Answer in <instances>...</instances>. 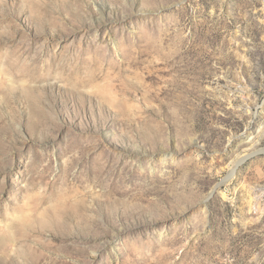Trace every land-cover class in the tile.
Wrapping results in <instances>:
<instances>
[{
  "label": "rangeland",
  "instance_id": "1",
  "mask_svg": "<svg viewBox=\"0 0 264 264\" xmlns=\"http://www.w3.org/2000/svg\"><path fill=\"white\" fill-rule=\"evenodd\" d=\"M0 264H264V0H0Z\"/></svg>",
  "mask_w": 264,
  "mask_h": 264
},
{
  "label": "water",
  "instance_id": "2",
  "mask_svg": "<svg viewBox=\"0 0 264 264\" xmlns=\"http://www.w3.org/2000/svg\"><path fill=\"white\" fill-rule=\"evenodd\" d=\"M212 193H213V191L210 192V194H212Z\"/></svg>",
  "mask_w": 264,
  "mask_h": 264
}]
</instances>
